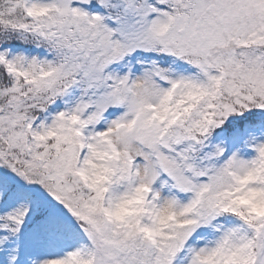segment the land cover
Here are the masks:
<instances>
[{
    "label": "snow or ice",
    "instance_id": "1",
    "mask_svg": "<svg viewBox=\"0 0 264 264\" xmlns=\"http://www.w3.org/2000/svg\"><path fill=\"white\" fill-rule=\"evenodd\" d=\"M0 264H264V0H0Z\"/></svg>",
    "mask_w": 264,
    "mask_h": 264
}]
</instances>
